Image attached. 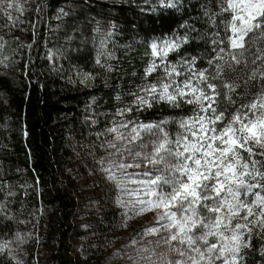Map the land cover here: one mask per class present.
Instances as JSON below:
<instances>
[{
	"label": "trees",
	"instance_id": "trees-1",
	"mask_svg": "<svg viewBox=\"0 0 264 264\" xmlns=\"http://www.w3.org/2000/svg\"><path fill=\"white\" fill-rule=\"evenodd\" d=\"M14 3L24 10H13L12 20L0 12V245H6L0 264H176V242L165 243L163 230L150 231L164 223L160 209L138 217L136 204L111 205L105 170L133 160L108 147H120L109 129L126 134L140 123L168 121L164 130L175 139L179 121L193 116L195 105L134 103L144 87L168 82L172 66L178 83L203 72L221 93V109L228 106L221 80L212 79L219 57L239 51L230 48L225 0ZM250 38L246 65L223 74L238 85L231 94L237 105L264 89V62L257 59L264 56V38ZM167 42L179 48L154 56L151 45L159 51ZM125 121L131 123L120 127ZM240 256V264H264V232L254 229Z\"/></svg>",
	"mask_w": 264,
	"mask_h": 264
},
{
	"label": "snow or ice",
	"instance_id": "snow-or-ice-1",
	"mask_svg": "<svg viewBox=\"0 0 264 264\" xmlns=\"http://www.w3.org/2000/svg\"><path fill=\"white\" fill-rule=\"evenodd\" d=\"M13 10L24 9L13 0H0V12L9 20ZM222 11L231 14L230 48L239 50L229 52L227 59L220 56L222 63L212 77L221 80L228 106L221 109V93L203 72L178 83L172 79L179 75L172 66L171 71L166 69L168 82L144 87L134 103L152 107L151 101L159 100L173 107L195 105V114L179 121L182 131L175 139L164 130L168 121L140 123L126 134L119 128L109 129L120 147L115 143L108 147L116 148L120 155L127 152L133 163L113 162L105 171L121 187L136 185L129 195L135 197L138 212L161 210L157 219L164 223L150 231L163 230L168 234L165 243L176 242L180 257L176 264H240V252L251 246L253 230L264 232V89L249 102L237 105L231 94L238 85L223 80L226 68L234 72L236 65H246L243 58L249 33L264 38V0H225ZM151 47L154 56L166 57L179 44L167 42L159 51L156 43ZM257 59L264 62V56ZM156 67L150 66L146 74ZM260 77L264 78V71ZM251 78L256 79L257 74L253 72ZM145 136L155 139L145 143ZM148 144L151 151L144 150ZM141 164L142 171H127L139 169ZM4 247L0 245V251Z\"/></svg>",
	"mask_w": 264,
	"mask_h": 264
},
{
	"label": "rangeland",
	"instance_id": "rangeland-1",
	"mask_svg": "<svg viewBox=\"0 0 264 264\" xmlns=\"http://www.w3.org/2000/svg\"><path fill=\"white\" fill-rule=\"evenodd\" d=\"M15 1H19V0H13V2H15ZM106 181L111 184V188H110L111 199H110V201H111V205L113 207L119 208L123 202H129L130 204H134L132 206H135V204H136L135 197L129 195V191L131 189H134L136 187V185L128 184L127 188L121 187V185L117 181L110 179L109 175L106 176ZM99 198H100V196L98 197V199ZM132 210L134 212H137V214L139 215L138 217H140V215H142L144 213H146L147 216H150L153 212V210H149V211H144L141 213V212H138V210H135L134 208ZM120 228H122V226H120Z\"/></svg>",
	"mask_w": 264,
	"mask_h": 264
}]
</instances>
